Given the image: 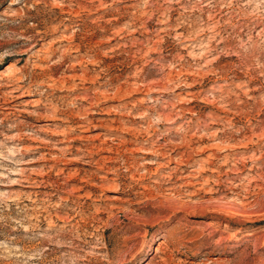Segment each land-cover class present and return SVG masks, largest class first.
I'll list each match as a JSON object with an SVG mask.
<instances>
[{"label": "rangeland", "instance_id": "1", "mask_svg": "<svg viewBox=\"0 0 264 264\" xmlns=\"http://www.w3.org/2000/svg\"><path fill=\"white\" fill-rule=\"evenodd\" d=\"M0 264H264V0H0Z\"/></svg>", "mask_w": 264, "mask_h": 264}, {"label": "bare ground", "instance_id": "2", "mask_svg": "<svg viewBox=\"0 0 264 264\" xmlns=\"http://www.w3.org/2000/svg\"><path fill=\"white\" fill-rule=\"evenodd\" d=\"M179 35V34H178ZM8 68V67H7ZM247 86V85H246ZM246 94V93H245ZM85 162V161H84ZM86 162L91 163V160H86ZM258 176V175H257Z\"/></svg>", "mask_w": 264, "mask_h": 264}]
</instances>
